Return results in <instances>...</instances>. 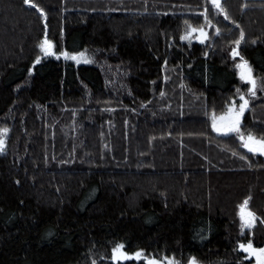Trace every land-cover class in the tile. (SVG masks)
Instances as JSON below:
<instances>
[{
  "label": "trees",
  "instance_id": "1",
  "mask_svg": "<svg viewBox=\"0 0 264 264\" xmlns=\"http://www.w3.org/2000/svg\"><path fill=\"white\" fill-rule=\"evenodd\" d=\"M222 6L227 19L210 0H0V264H117V243L256 264L240 244L264 248V153L212 114L243 93L241 131L264 137V0ZM188 25L204 40L181 39Z\"/></svg>",
  "mask_w": 264,
  "mask_h": 264
},
{
  "label": "snow or ice",
  "instance_id": "2",
  "mask_svg": "<svg viewBox=\"0 0 264 264\" xmlns=\"http://www.w3.org/2000/svg\"><path fill=\"white\" fill-rule=\"evenodd\" d=\"M26 4H32L33 0H24ZM211 4L218 9L221 13L225 14V18L227 19V13L222 6V0H210ZM39 8V6H36ZM39 11L44 14V9L39 8ZM208 9H204V17L205 21L207 23H211L210 20H208L207 16ZM187 23V21H186ZM190 31L186 32L184 36H181V39H185L188 36H191L192 33H199L198 39H204L206 37V32L204 30L203 26L195 27L192 25H188ZM217 33L220 32V29H216ZM244 33L241 31V39L243 38ZM236 45L240 44V40H236L234 42ZM41 50L45 53H51L52 55H56L55 52H52L53 49V42L49 39H47V36L45 35V38L43 42L39 45ZM233 56L239 55V52L236 47L232 49ZM59 55H63L66 59H72L75 60L77 63H79L80 58L85 56V53H69L67 51H64L60 53ZM40 57H37L36 62H38ZM236 68L239 70V76L241 80L247 81L250 85L248 88V92L251 95L256 94V87H257V80L252 74V68L249 64V62L241 57L240 62L236 64ZM31 71V70H30ZM239 92V89L237 90ZM240 101L238 108L236 106L235 101H233L231 104L227 105V110L220 114V116H217L215 112L212 114V127L217 132H236L239 135V138L241 141H243V146L245 148H248L253 153H264V137L257 138L253 133L248 132L245 134L241 131V116L244 113V110L248 107V99L245 98L243 93H240ZM4 132L7 131V129L3 130ZM3 144V140H0V145ZM240 212L239 216L241 219V228L243 229L246 225L251 226L254 223L255 220V213L252 212L248 208V198L244 200L242 204L239 205ZM240 247L243 248L246 252H248L251 256L255 257L256 264H264V248H257L253 245L251 241H248V243L245 245L244 243L240 244ZM111 259L117 264H119L120 261L123 260H129V259H135L137 261H143L144 264H180L179 261L175 259V257H168L165 255L162 259H159L157 257L148 256L145 253V250L138 249L135 252H128L125 250L124 245L122 243H117L112 248V256ZM93 264H95V261H93ZM188 264H199L197 259L195 257H190L188 260Z\"/></svg>",
  "mask_w": 264,
  "mask_h": 264
},
{
  "label": "rangeland",
  "instance_id": "3",
  "mask_svg": "<svg viewBox=\"0 0 264 264\" xmlns=\"http://www.w3.org/2000/svg\"><path fill=\"white\" fill-rule=\"evenodd\" d=\"M188 31H190V30H188ZM188 31H187V32H188ZM194 35H196V36H194ZM192 36H194V37H195L194 39H196V40H204V39H198V38H197V37L199 36L198 33H195V34L192 33L191 36H188V37H186L187 39L185 38V39H183V40H184V41H185V40H189V39H191ZM70 60H72V59H70ZM83 60H85L84 57H81V58H80V61H83ZM72 61L76 62L75 60H72ZM237 71H238V75H239V70L237 69ZM239 79H240V81L243 82V83H248L247 81L241 80L240 76H239ZM256 88H257V87H256ZM249 227H250V226H247V225L245 226V228H249ZM244 252H246V251L244 250ZM246 253H247V255H248L249 257H251V258H255L254 256H251L248 252H246Z\"/></svg>",
  "mask_w": 264,
  "mask_h": 264
}]
</instances>
